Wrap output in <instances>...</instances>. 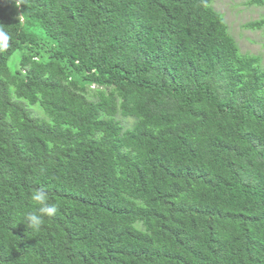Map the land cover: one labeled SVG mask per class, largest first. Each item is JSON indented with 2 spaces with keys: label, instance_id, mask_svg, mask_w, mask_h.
<instances>
[{
  "label": "trees",
  "instance_id": "obj_1",
  "mask_svg": "<svg viewBox=\"0 0 264 264\" xmlns=\"http://www.w3.org/2000/svg\"><path fill=\"white\" fill-rule=\"evenodd\" d=\"M0 264H264V66L212 0H0Z\"/></svg>",
  "mask_w": 264,
  "mask_h": 264
},
{
  "label": "rangeland",
  "instance_id": "obj_2",
  "mask_svg": "<svg viewBox=\"0 0 264 264\" xmlns=\"http://www.w3.org/2000/svg\"><path fill=\"white\" fill-rule=\"evenodd\" d=\"M251 0H212L213 8L224 16L230 34L237 42L241 53L257 55L262 59L264 66V32L249 30L245 26L260 19L264 15V7L249 5ZM21 53L17 52L9 60L8 66L12 73L20 69ZM27 107L28 103L24 102ZM33 114L41 119H46L43 112L37 107H30ZM125 128H131L135 120L117 116Z\"/></svg>",
  "mask_w": 264,
  "mask_h": 264
},
{
  "label": "clouds",
  "instance_id": "obj_3",
  "mask_svg": "<svg viewBox=\"0 0 264 264\" xmlns=\"http://www.w3.org/2000/svg\"><path fill=\"white\" fill-rule=\"evenodd\" d=\"M32 210L23 218V224L34 233H39L46 224V219L58 213L57 204L51 202L48 192L43 187L33 188L29 193Z\"/></svg>",
  "mask_w": 264,
  "mask_h": 264
}]
</instances>
